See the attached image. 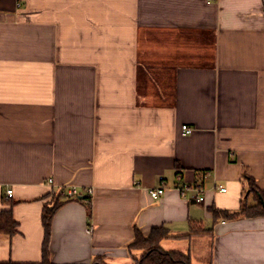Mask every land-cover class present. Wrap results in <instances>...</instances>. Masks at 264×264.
Returning a JSON list of instances; mask_svg holds the SVG:
<instances>
[{
	"label": "crops",
	"instance_id": "obj_1",
	"mask_svg": "<svg viewBox=\"0 0 264 264\" xmlns=\"http://www.w3.org/2000/svg\"><path fill=\"white\" fill-rule=\"evenodd\" d=\"M253 183L264 0H0V212L18 224L0 263H42L44 206L74 187L90 202L55 214L52 264H134L136 230L160 227L192 264H264V217L209 212L253 203Z\"/></svg>",
	"mask_w": 264,
	"mask_h": 264
},
{
	"label": "trees",
	"instance_id": "obj_2",
	"mask_svg": "<svg viewBox=\"0 0 264 264\" xmlns=\"http://www.w3.org/2000/svg\"><path fill=\"white\" fill-rule=\"evenodd\" d=\"M245 179L251 181V179L244 174ZM253 196V203L248 198H244L241 202L240 208L237 211L230 212L228 210H218L215 207L209 208V212L212 213L214 219L223 218L227 221L264 217V192L256 188L255 184L251 186L248 196ZM51 201L46 204L43 209L42 223L45 230V239L43 243V261L41 264H52L50 262V250L49 243L51 237V225L53 218L57 211L68 201L90 202L89 197L76 199H69L64 196L61 191L51 193ZM14 203L11 204V207ZM18 224L14 220L12 210H5L0 212V236L12 237L17 234ZM191 230V233L184 237L201 234L202 231ZM207 231V230H206ZM210 231H207L209 233ZM178 238L173 236L169 229L166 227L155 228L147 236L143 235L139 230H136L133 242L129 245V252H141V256L138 259H134V264H192L189 255L179 252H169L163 250L161 244L163 241ZM0 264H15V263H0ZM91 264H106L104 259L97 258L92 261Z\"/></svg>",
	"mask_w": 264,
	"mask_h": 264
},
{
	"label": "built area",
	"instance_id": "obj_3",
	"mask_svg": "<svg viewBox=\"0 0 264 264\" xmlns=\"http://www.w3.org/2000/svg\"><path fill=\"white\" fill-rule=\"evenodd\" d=\"M182 130L184 132V134H191L192 133V129L189 128L188 126H183ZM161 181L164 180V178H160ZM190 190V188H188L187 186L181 187V191L183 192V194L187 191ZM192 190V189H191ZM195 192V196L193 198H195L196 201L202 203L204 201V198L202 196H199L200 190L198 188H195L193 190ZM222 192H225V189H221ZM166 192V187L164 185H161L160 187L151 190L150 192V196L153 199H159L161 196H163ZM92 190L88 189L87 190V194H91ZM6 196L7 198H12L13 196V190H7L6 192ZM64 196H66L69 199H76L79 196V192L76 188L72 187V188H68V190L64 193ZM91 232V230H89Z\"/></svg>",
	"mask_w": 264,
	"mask_h": 264
},
{
	"label": "rangeland",
	"instance_id": "obj_4",
	"mask_svg": "<svg viewBox=\"0 0 264 264\" xmlns=\"http://www.w3.org/2000/svg\"><path fill=\"white\" fill-rule=\"evenodd\" d=\"M140 256H141V252H140ZM140 256H139V258H140ZM204 261H205L204 257L203 258H199V259H196L195 260V263L194 264H202V262H204Z\"/></svg>",
	"mask_w": 264,
	"mask_h": 264
}]
</instances>
